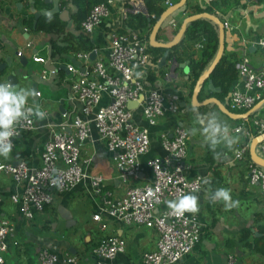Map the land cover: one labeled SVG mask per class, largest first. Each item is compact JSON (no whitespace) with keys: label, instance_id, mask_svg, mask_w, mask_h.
I'll list each match as a JSON object with an SVG mask.
<instances>
[{"label":"crops","instance_id":"crops-1","mask_svg":"<svg viewBox=\"0 0 264 264\" xmlns=\"http://www.w3.org/2000/svg\"><path fill=\"white\" fill-rule=\"evenodd\" d=\"M59 1L57 13L67 20V29H72L73 22L69 20L67 10L60 8ZM127 1L128 4L123 5L115 0L110 8V13L106 17V25L110 31L122 28L126 13L143 11V0ZM228 1L234 3L236 10L232 12V17L226 20L228 25L224 27L223 50L235 51L240 58L245 42L251 41L246 45L249 64L264 74V53L252 42L264 33V0ZM30 2L34 7L33 0H0V63L4 62L6 57L10 59V65L6 64L0 68V83L9 81L6 76L10 70H13V83L18 88H31L33 92H39L38 96L34 94L28 99V104L39 105L48 115L44 120L33 117L34 127L20 132L13 138L14 149L11 156L8 159L0 156V162L15 163L19 159H24L31 165H38L43 145L50 138L51 132L58 130L56 124L64 120L69 122L74 115L84 117L79 102L69 96V81L72 74L66 69V64H71L82 71V63L75 57V53L62 59L49 57L54 67L62 64L67 72L56 68L51 80L49 74L46 78L41 77V70L49 54L48 36L41 31H33L32 26L30 28L22 22V18L25 20L33 18L29 10ZM46 4L48 6L40 9L51 8V3ZM174 27L175 25L166 27L159 32L157 30L156 34L159 36L157 40L169 41L170 31ZM131 32L136 31L131 30L127 33ZM99 33H102L99 27L92 32L93 35ZM17 50L21 51L20 55L16 54ZM187 50L191 52V58L196 59L199 56L198 49L191 46ZM99 53L105 56V49H100ZM33 54L45 58V61L32 60ZM180 63L187 66L188 72V58H183L179 63L166 59L164 65L150 63L146 67L152 73L151 82L144 80L146 87L160 88L166 99L174 97L183 111L179 114L165 113L154 125H146L138 108L133 111V120L139 126H147L149 136V146L139 157L140 173L133 184H142L151 178V170L146 161L163 153L158 140L159 134L170 135L174 124H181L186 128L192 127L193 107L206 105H191L190 80ZM239 84V78L236 77L231 87ZM209 96H214L226 106L227 93L223 99L211 93L197 101L200 102ZM260 99L262 102L250 111L247 118L229 117L215 104L207 103L208 106L203 113H216L228 124L229 136L238 137V142L231 150L223 146L217 149L227 153L225 157H214L212 151H208L207 146L202 145V136L199 134L186 138L184 170L187 176L198 175L200 180L201 177L209 176L211 189L215 190L219 187L230 189L233 199L239 201V206L226 211L222 203H211L204 191L209 186L203 185L202 182L199 191H190L199 197L200 211L195 216L200 223V239L191 251L170 264H225L226 255L230 252L234 253L236 264H264V254L252 250L246 244L247 241L252 244L253 239L261 235L258 225L264 222V195L257 184L249 183L247 180L246 163L249 160L248 145L251 137L234 131V128L241 124L244 128L249 127L253 131L254 127L251 123L253 119L264 123V97ZM107 101V97L103 95L100 102ZM226 107L231 112H245ZM62 113H65V116H62ZM63 129L66 132L71 131L69 127ZM80 148V158L87 159L85 163L87 172L101 175L104 178V186L114 195H120L123 186L116 179L110 155L97 139L94 129H91L89 137L83 141ZM242 148H245L247 153L243 152L240 159L236 158L234 156L236 149ZM254 151L258 153L256 145ZM24 186V182L15 184L8 174L0 172V218L8 219L13 223V231L6 237V249L1 252L4 264H39L38 252L41 249H49L59 258L65 253L75 254L79 258V264H94L95 257L90 249L106 234H116L124 240V249L115 255V262L144 264L141 253L153 250L155 247L156 234L149 227L123 225L106 215H101L100 221L92 220L91 215L96 211L97 200L91 197L90 187L86 181L66 191L52 190V202L42 210L36 211L31 219H24L17 210V204L9 198L13 193L20 194ZM101 224H103L102 228ZM244 230L248 231L247 238H242ZM258 243L262 242L259 240Z\"/></svg>","mask_w":264,"mask_h":264},{"label":"built area","instance_id":"built-area-1","mask_svg":"<svg viewBox=\"0 0 264 264\" xmlns=\"http://www.w3.org/2000/svg\"><path fill=\"white\" fill-rule=\"evenodd\" d=\"M114 2L115 0H101L94 3L79 21L82 31L91 35L101 20L109 15ZM164 2L171 4L169 0ZM175 23L170 18L166 27H172ZM222 23L227 27L226 20ZM203 42L204 37L201 36L192 43V47L200 49ZM252 42L264 53V33ZM248 43L251 41L245 42L244 51L237 63L240 84L232 86L227 92L228 107L238 112L246 111L254 102L264 97V74L249 64L246 54ZM100 49H105V56L99 53ZM90 52L93 53V58H90ZM16 54L20 55L21 51L17 50ZM75 57L81 61L82 71L66 64L67 71L72 74L69 96L79 102L84 117L74 115L69 122L64 120L56 124L58 130L52 131L43 145L38 165H31L24 159L15 163L0 162V172L8 174L15 184H25L20 194L13 193L9 198L17 204V210L24 219H31L36 211L52 202V190L66 191L86 181L91 197L97 200L92 220L100 221L101 215H106L123 225L151 228L156 234L155 247L141 253L142 262L173 263L191 251L200 239L197 217L189 213H185L182 218L177 217L165 203L175 199L180 192L195 191L201 185L198 175L187 176L184 170V130L187 128L174 124L170 135L159 134L158 140L163 153L146 161L151 170V178L142 184H133L139 176V157L148 149L149 136L147 126L136 124L132 113L138 108L146 125H154L163 114H179L183 109L174 97L166 99L160 88L146 87L143 78L133 75L134 71H144L151 63L147 39L138 32L119 33L111 30L107 33L104 46L95 47L89 52H76ZM31 58L34 61H45V58L35 54ZM133 65L139 67L133 69ZM50 72L51 70L43 68L41 77L46 78ZM34 94L38 96L39 92L34 91ZM103 95L108 99L106 103L100 102ZM139 95L141 99L136 106H126L127 101H136ZM251 123L253 131L249 127L244 128L242 124L236 126L234 131L251 138L258 137L257 154L264 158V123L257 119H253ZM33 127V117L21 120L15 129L16 135ZM64 127H69L71 131L66 132ZM91 129L96 131L97 139L110 155L116 179L123 186L120 195H114L104 186L101 175L87 172V159L80 158V146L89 137ZM244 150L245 148L236 149L234 156L240 159ZM246 167L248 182L257 184L264 195V169L250 160ZM100 226L102 228L103 224ZM12 231L13 223L0 218V264H4L1 252L6 249V237ZM123 249L122 237L106 234L98 239L90 252L95 257L94 264H123L114 261L115 255ZM38 263L79 264V258L70 253L59 258L53 251L41 249L38 252ZM225 264H236L234 253H227Z\"/></svg>","mask_w":264,"mask_h":264},{"label":"trees","instance_id":"trees-1","mask_svg":"<svg viewBox=\"0 0 264 264\" xmlns=\"http://www.w3.org/2000/svg\"><path fill=\"white\" fill-rule=\"evenodd\" d=\"M101 0H60V8H64L68 12V18L73 22V28L67 29V20L61 18L58 13H51V23L47 20L48 14L39 15L36 20L34 27L31 28V19L22 18V22L29 26L33 31H41L48 36L49 45V57L53 58H65L66 56L76 52H89L95 47H102L106 43L107 33L110 31L108 25H106L107 18H103L99 23L98 27L102 30V33L88 35L79 26V21L87 14L90 7ZM118 3L123 5L128 4L127 0H116ZM176 0H169L170 3ZM35 9L43 8L48 6L43 0H33ZM234 3H229L228 0H209L204 2L203 0H193L190 2L185 1L184 4L179 7L174 13L166 17L158 28V32L166 28V22L170 18L176 20L175 27L170 31L171 37L178 28L181 20L190 14L199 12H208L219 18L220 21L229 20L232 17V12L236 10L233 6ZM230 7H229V6ZM167 4L164 0H143V11H137L133 13H126L122 28L115 31L128 32L134 30L141 36L147 38L148 32L152 23L158 17V15L164 10ZM223 6L224 8H221ZM228 7V8H227ZM217 24L207 17H198L186 23L184 32L175 45L169 48L154 47L147 44V51L151 54V63H156L163 51H166V59H172L176 63H179L183 58H188V79L189 81V94L194 85L197 77L205 70L209 62L214 56L217 47ZM204 37L203 45L199 50V56L194 59L191 58V52L187 49L192 46V43ZM156 40L159 39L158 34L155 36ZM159 41V40H158ZM239 58L235 51H224L222 52L220 59L215 64L214 68L208 74L207 79L219 88V91L212 92L207 89L205 79L199 88L197 99L203 98L204 95L211 93L215 94L220 99L231 88L232 82L237 77V63ZM58 65V63H57ZM146 75L143 80L151 82L152 73L148 69H144ZM212 104V103H211ZM208 105L196 106L194 109L200 113L204 112V109ZM226 106L227 103H226ZM208 149V148H207ZM208 151H210L208 149ZM247 153V150H244ZM213 156V155H212ZM264 169V168H263ZM260 236L253 239L252 244L247 241V245L254 251L264 254V222L258 225ZM248 231L244 230L242 238H247ZM262 243H258V241Z\"/></svg>","mask_w":264,"mask_h":264},{"label":"clouds","instance_id":"clouds-1","mask_svg":"<svg viewBox=\"0 0 264 264\" xmlns=\"http://www.w3.org/2000/svg\"><path fill=\"white\" fill-rule=\"evenodd\" d=\"M49 23L52 21L51 14L47 15ZM133 65V69L138 68ZM133 75L143 78L146 73L134 71ZM34 95L31 88H18L10 81L0 83V156L8 159L14 149L13 137L17 134L15 129L21 120H30L35 117L37 120H44L47 113L41 110L39 105L29 106L28 99ZM193 126L184 130V136L191 138L198 134L202 136V145L212 151L214 157H225L227 153L217 151L223 146L231 150L238 142V137L229 136V126L213 112L200 113L193 110ZM203 185L209 186L204 189L207 198L211 203H222L225 210H232L239 206V201L234 200L231 190L225 187L211 189V179L209 176L201 177ZM199 191V189H196ZM168 209L177 216L184 217L185 213L195 215L200 211L199 197L191 192H180L175 199L165 202Z\"/></svg>","mask_w":264,"mask_h":264},{"label":"water","instance_id":"water-1","mask_svg":"<svg viewBox=\"0 0 264 264\" xmlns=\"http://www.w3.org/2000/svg\"><path fill=\"white\" fill-rule=\"evenodd\" d=\"M186 0H176L175 2L169 4L168 6H166L164 8V10L158 15V17L155 19V21L152 23L151 27H150V31L148 33L147 36V44L150 46H154V47H162V48H169L173 45H175L177 42H179L184 29H185V25L187 22L198 18V17H207L209 19H211L212 21H214L217 26H218V32H217V47H216V51L214 53L213 58L211 59V61L209 62V64L207 65V67L205 68V70L197 77V79L194 82L192 91H191V95H190V103L191 105H198V104H207V103H213L217 106V108L222 111L223 113H225L226 115H228L229 117L232 118H247L248 114L250 113V111L252 109H254L255 107H257L261 102L262 99H259L257 102L254 103L253 106H251V108L243 113H237V112H231L225 105H223L217 98H215L214 96H209L204 98L203 100H201L200 102L197 101V93L199 91L200 86L202 85L203 81L205 79H207L208 74L211 72V70L214 68L215 64L218 62V60L220 59V56L223 52L224 49V26L222 21L219 20V18L211 13L208 12H199V13H194V14H190L185 16L181 22L178 25V28L176 29L175 33L173 34V36L170 38L169 41L167 42H162V41H158L155 39L156 36V32L158 30V28L160 27L161 23L163 22V20L170 15L174 10L178 9L179 7H181L184 2ZM44 3H51V8L49 9H40V10H35L32 3H29V10L30 12L33 14V18L31 21V26L34 27L35 24V20L36 18L41 15V14H51V13H56L58 12V0H43ZM144 9V7H143ZM166 56L167 53L166 51H163L162 54L160 55V57L157 59L156 64L158 66L164 65L166 62ZM47 59L44 63V68L51 70V72L49 73V80L52 79L54 71L56 70V68L62 69L65 72V66L64 65H59L58 67H54L51 63H50V58H49V54H47ZM90 58H93V53L90 52ZM19 61H21V57H19ZM10 65V59L9 57H6L4 62L0 63V68L2 66L5 65ZM182 63H180L181 65ZM184 68V72H187V66L181 65ZM13 70H10L9 73L7 74L6 78L13 83L14 81V76H13ZM206 87L207 89L216 92L219 91V88L217 86H214L209 79H207L206 81ZM141 99V95L138 96L136 101H127L126 102V106L131 108L136 106L137 102ZM258 137L255 138H251L249 145H248V155H249V160L251 162H253L254 164L264 168V158L260 157L255 151H254V147L256 145V141H257Z\"/></svg>","mask_w":264,"mask_h":264}]
</instances>
